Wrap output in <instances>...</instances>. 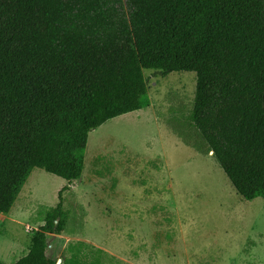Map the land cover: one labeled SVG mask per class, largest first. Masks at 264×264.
Returning <instances> with one entry per match:
<instances>
[{"label": "trees", "instance_id": "16d2710c", "mask_svg": "<svg viewBox=\"0 0 264 264\" xmlns=\"http://www.w3.org/2000/svg\"><path fill=\"white\" fill-rule=\"evenodd\" d=\"M145 70L196 74L192 125L237 193L264 200V0H0V214L34 169L81 179L89 134L151 106ZM64 190L28 253L0 264H57ZM68 249L62 264L115 260Z\"/></svg>", "mask_w": 264, "mask_h": 264}, {"label": "rangeland", "instance_id": "374dc122", "mask_svg": "<svg viewBox=\"0 0 264 264\" xmlns=\"http://www.w3.org/2000/svg\"><path fill=\"white\" fill-rule=\"evenodd\" d=\"M144 76L151 106L89 134L81 179L69 185L33 170L0 214V261L28 253L32 231L67 187L66 231L48 236L57 264L79 242L115 258L104 264H264V200L237 193L192 125L196 74Z\"/></svg>", "mask_w": 264, "mask_h": 264}]
</instances>
